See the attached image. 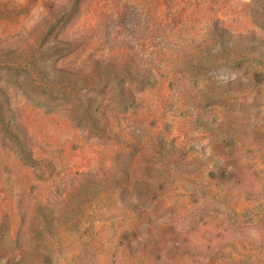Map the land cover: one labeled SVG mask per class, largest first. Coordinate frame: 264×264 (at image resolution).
I'll list each match as a JSON object with an SVG mask.
<instances>
[{
	"label": "rangeland",
	"instance_id": "374dc122",
	"mask_svg": "<svg viewBox=\"0 0 264 264\" xmlns=\"http://www.w3.org/2000/svg\"><path fill=\"white\" fill-rule=\"evenodd\" d=\"M0 264H264V0H0Z\"/></svg>",
	"mask_w": 264,
	"mask_h": 264
},
{
	"label": "trees",
	"instance_id": "16d2710c",
	"mask_svg": "<svg viewBox=\"0 0 264 264\" xmlns=\"http://www.w3.org/2000/svg\"><path fill=\"white\" fill-rule=\"evenodd\" d=\"M130 63L131 62H124V64L119 67V70H120L121 73H117L115 76H122V75H124L126 73L130 74L131 69H132V66L130 65ZM61 82L63 83L65 81L61 80Z\"/></svg>",
	"mask_w": 264,
	"mask_h": 264
}]
</instances>
